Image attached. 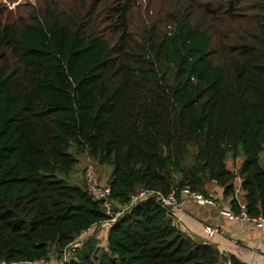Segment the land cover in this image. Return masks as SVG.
Listing matches in <instances>:
<instances>
[{
	"label": "trees",
	"instance_id": "16d2710c",
	"mask_svg": "<svg viewBox=\"0 0 264 264\" xmlns=\"http://www.w3.org/2000/svg\"><path fill=\"white\" fill-rule=\"evenodd\" d=\"M138 2L46 0L0 19V264H240L156 197L130 202L208 197L210 183L233 213L264 217V0ZM85 154L112 168V216L68 181ZM103 223L105 248L74 246Z\"/></svg>",
	"mask_w": 264,
	"mask_h": 264
},
{
	"label": "crops",
	"instance_id": "0c3cea01",
	"mask_svg": "<svg viewBox=\"0 0 264 264\" xmlns=\"http://www.w3.org/2000/svg\"><path fill=\"white\" fill-rule=\"evenodd\" d=\"M240 185L241 180L236 179L234 186L242 202ZM207 187L208 197L216 201L217 208H197L189 204L184 211L173 212L174 220L181 225L180 231L198 242L214 246L227 259L233 258L240 264H264V233L248 222L220 216L218 209H229V200L223 197L221 188L214 185L208 190ZM206 226H217L221 233L208 238L204 230Z\"/></svg>",
	"mask_w": 264,
	"mask_h": 264
},
{
	"label": "rangeland",
	"instance_id": "374dc122",
	"mask_svg": "<svg viewBox=\"0 0 264 264\" xmlns=\"http://www.w3.org/2000/svg\"><path fill=\"white\" fill-rule=\"evenodd\" d=\"M46 0H0V19L2 22H14L20 18H26L31 12L32 7H41ZM59 5L60 8L65 9L68 6H76L80 4L88 5L93 2V0H54ZM138 4L140 5V13L142 10H147L153 4V9L155 11L163 4L162 0H139ZM112 3V1L110 2ZM138 12V10H137ZM241 157H238L236 161L231 160L230 156L227 159L226 165L227 168L234 173L237 172L240 164ZM262 167H264V161H261ZM90 171L93 175L92 183L98 186H106L108 178L111 174L112 168L107 165H99L96 162H93L86 154L78 156V164L76 165L72 176L68 180L72 184H81L85 180V173ZM238 179V178H236ZM235 179V180H236ZM234 180V182H235ZM86 182V180H85ZM207 187V186H206ZM214 188V185L208 184L207 189ZM210 192V191H209ZM103 223L97 227H93L91 230L84 233L81 242L87 240L88 238H93L96 241V246L100 248L106 247V238H107V227ZM80 245V242L77 243ZM58 262L53 261L52 264Z\"/></svg>",
	"mask_w": 264,
	"mask_h": 264
},
{
	"label": "built area",
	"instance_id": "2783aa9c",
	"mask_svg": "<svg viewBox=\"0 0 264 264\" xmlns=\"http://www.w3.org/2000/svg\"><path fill=\"white\" fill-rule=\"evenodd\" d=\"M85 180L86 185L88 187L90 195L101 202L102 209L105 211V213L109 216H112V203L109 198V189L107 186H98L96 184L93 185V175L90 171H87L85 173ZM149 196H154L157 198L160 205L167 210H170L172 212H182L184 209L189 205H194L197 208H217L216 201L213 198L204 196L203 194L193 191L190 187L186 186L184 187L179 194H170L168 196H162L158 192H148L143 191L137 194L135 197L132 198L130 204H134L138 200L145 199ZM235 198L237 200V203L239 204L240 208L243 209V201L241 202L238 198V190L235 188ZM218 213L220 216L232 220V221H239V222H248L252 224L257 230L264 233V217L257 216V217H249L245 214L243 210H241L240 213L235 214L232 212V210L226 209H218ZM121 213H115L113 216V219L111 222L115 221V218L118 217ZM108 224H105V227H108ZM177 229H181V225L178 224L174 218L172 223ZM205 233L208 238H212L213 236L220 234L221 230L217 226H206L204 228ZM86 233V232H85ZM84 233L79 236V238L76 240V244L74 246H78L77 243L80 242V239H82ZM68 255H65L64 258H66Z\"/></svg>",
	"mask_w": 264,
	"mask_h": 264
}]
</instances>
